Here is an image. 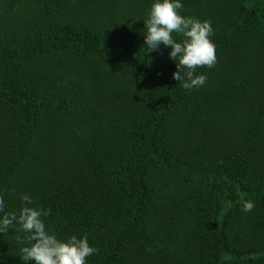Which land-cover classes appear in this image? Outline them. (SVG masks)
I'll return each mask as SVG.
<instances>
[{
  "label": "trees",
  "instance_id": "obj_1",
  "mask_svg": "<svg viewBox=\"0 0 264 264\" xmlns=\"http://www.w3.org/2000/svg\"><path fill=\"white\" fill-rule=\"evenodd\" d=\"M150 2L0 0L4 210L28 194L86 264H264V0H182L215 45L193 89L143 48Z\"/></svg>",
  "mask_w": 264,
  "mask_h": 264
},
{
  "label": "clouds",
  "instance_id": "obj_2",
  "mask_svg": "<svg viewBox=\"0 0 264 264\" xmlns=\"http://www.w3.org/2000/svg\"><path fill=\"white\" fill-rule=\"evenodd\" d=\"M182 0H151L146 18L143 19V42L145 52L163 46L169 48L168 58L174 62L175 71L171 78L182 82L185 89L201 87L206 80L203 73H196L200 66L212 67L216 61L215 45L211 40L213 29L207 19L183 15ZM178 34L179 40L173 37ZM14 191V190H13ZM3 193L0 192V234L10 229L23 232L17 236L21 242L18 251L25 264H86V257L97 249L88 242L87 234L68 235L58 238L45 226L49 210L33 205L32 197L19 194L20 206L5 211ZM253 202H243L241 211H250ZM2 264V262H0Z\"/></svg>",
  "mask_w": 264,
  "mask_h": 264
}]
</instances>
